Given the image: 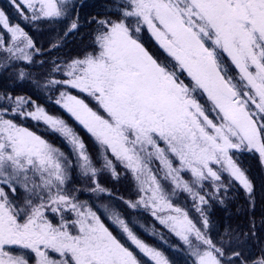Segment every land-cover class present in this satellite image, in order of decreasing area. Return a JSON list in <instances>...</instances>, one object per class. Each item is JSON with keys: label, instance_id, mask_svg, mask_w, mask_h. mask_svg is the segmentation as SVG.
<instances>
[{"label": "snow or ice", "instance_id": "obj_1", "mask_svg": "<svg viewBox=\"0 0 264 264\" xmlns=\"http://www.w3.org/2000/svg\"><path fill=\"white\" fill-rule=\"evenodd\" d=\"M9 3L29 24L67 18L75 8L72 0ZM107 13L93 20L91 51L67 62L53 60L48 71L34 73L47 63L36 59L42 50L0 9V72L17 67V79L58 91L56 104L99 145L93 157L64 119L30 96L0 94V264H145L144 258L173 264L120 212L104 206L134 248L66 190L76 171L92 185L90 192L111 197L99 176L118 178V164L131 174L138 197L118 199L150 211L189 250L193 264H264V247L259 258L244 253L264 218L258 226L250 214L246 230L226 228L214 238L204 207L210 197L201 194L207 184L211 198L226 207L235 180L254 211L253 184L236 155L255 151L264 161V0H108ZM78 28L77 16L63 36ZM145 29L163 55L145 47ZM60 46L54 41L49 51ZM69 88L87 94L95 107ZM15 117L58 132L70 153ZM157 161L159 168H153ZM18 188L25 193L19 199ZM182 193L192 198L198 219L173 202Z\"/></svg>", "mask_w": 264, "mask_h": 264}, {"label": "rangeland", "instance_id": "obj_2", "mask_svg": "<svg viewBox=\"0 0 264 264\" xmlns=\"http://www.w3.org/2000/svg\"><path fill=\"white\" fill-rule=\"evenodd\" d=\"M92 4H94V7L91 8L92 12L89 13L90 15L88 16V18L91 19V22H92L91 23L92 32L88 31V30H91V28H89L87 30V32H84V33H81L78 35V39L76 40V42L74 44H76L78 41L81 40L80 45L71 46L69 48L62 49L61 51H57L54 54L48 55L45 59V61L47 63H45L44 67L43 68L38 67L36 70L32 69V71L34 73H43V72L48 71L50 66H51V62L53 60H56L57 62H67L73 58L81 57L86 50L87 51L92 50L93 35H94V31L97 27L96 23H94L93 20H94V18H104V16L106 14H108L107 13L108 0H91L88 4L89 9H90V5H92ZM36 25H39V23H37ZM76 34L77 33H75V35L73 37L77 36ZM142 37H143L142 42L144 43L145 47L149 49V51H151L157 55H163L162 50L159 48V46L156 44L154 38L151 37L150 33L146 29L144 30ZM16 72H17V69H16ZM16 72L13 73L12 76L9 77L6 81L0 80V94L7 93V94H11L12 96H30L40 106L44 107L45 110L48 112V114L64 119L71 127H73V129L78 134H79V132L77 130V127L84 129L83 126H81L78 122H76L75 119L72 118L70 116V114H68L66 112V110L61 105L56 104V100L59 98V92L58 91L45 90L42 88L37 89L36 86L31 82V79L23 80V81L17 79ZM57 78H64V77L58 76ZM182 78L186 79V77H182ZM186 82H187V79H186ZM28 90H29V92L27 93ZM67 91L71 95H76L81 99H85L86 102H89L90 106L95 107L94 101H91V98L87 97V94L81 93V92H79V90L71 89V88L67 89ZM47 104H48V106H47ZM49 107H52L56 111V113L51 112L49 110ZM7 118H13V117H7ZM14 119L17 121V123H21L24 127L28 128L31 131L36 132L38 135H41L44 139H46L47 141L52 143L55 147H57V146L53 142H51L47 137L44 136V129H47L49 132L59 135L58 138H61V140L68 145L67 141L58 132L51 131L42 122L38 123V122L33 121L31 119H23L21 117H15ZM84 131H86V130L84 129ZM93 141L95 142L94 138H93ZM95 144L97 146V150H99V145L96 142H95ZM68 147L70 148L69 145H68ZM253 152H255V151H253ZM239 153H241V152L237 153L236 158L239 162V166L245 171V169L242 167L241 158H239ZM109 155H111V154L109 153ZM255 156L259 159V161L261 162V164L264 168V161L261 160L259 153H257ZM152 167L153 168H159V162L158 161L154 162ZM117 171H118L119 175L121 172H125L127 175H129L132 183L135 186V181L133 180L131 174L126 172V170L123 169V167L120 166L119 164L117 165ZM185 178L187 179L188 176L186 175ZM225 178L227 179V177H225ZM110 179L116 180L117 178H113V176L108 172L102 173L99 176L100 184L102 186H104L105 188L109 189L111 192H114V189H115L113 187L114 184L112 181H110ZM233 181H235V180H233ZM235 182L239 186H241L239 184V182H237V181H235ZM164 183H165V186L170 190V185H168L166 182H164ZM91 186L92 185H90V183L85 178L79 176L76 171H73L72 178L70 179V181L66 185V190L68 192H70L72 195H75L79 201H81V202L86 201L88 203V205L92 207V210L96 211L97 214L101 216V219L103 220L105 225L108 226L111 231H113L114 235H117L118 238H120L122 242L126 243V245L134 248V246H131L130 242H128L126 237L120 232L119 228L108 218V214L105 213V211H104V206L108 205L110 208H114L116 211L120 212L122 215V218H124L126 220V218L124 217L125 212L120 210L121 207H125V205H123L122 202H116V203L111 202L110 196H107V195H99L98 196V195L90 192L88 189ZM74 189H75V191H73ZM212 191L213 190L210 187H208V185L206 184L205 188L201 194H206L209 197H211ZM23 195H25L23 190L18 188L16 198L19 199ZM173 202L178 204L179 206L185 208V210H187L189 212V215L191 218H193V219L199 218V213L196 212V210L193 206V200L187 194H183V193L180 194L178 198H174ZM46 215H48L49 218L54 219V222H55V220H58V216H54V214H52L51 212H47ZM151 231L152 232H150V234L153 235V239L156 242L151 244L145 240V242H147L148 244L155 246L162 251H163V249L161 248L162 246L169 245V246H171L173 251H175L177 254H185L186 256L190 255V252L186 247L183 249L179 247L180 242L174 234L171 233L168 236V238L166 240H168L169 243L166 244V243H163L166 235L158 233V227H154V229H152ZM141 239H143V238H141ZM160 243H162V244H160ZM163 252L167 256L166 252L165 251H163ZM144 259H145V264H149V262L146 260V258H144ZM191 259L193 262L194 258L192 257Z\"/></svg>", "mask_w": 264, "mask_h": 264}, {"label": "trees", "instance_id": "obj_3", "mask_svg": "<svg viewBox=\"0 0 264 264\" xmlns=\"http://www.w3.org/2000/svg\"><path fill=\"white\" fill-rule=\"evenodd\" d=\"M87 12H85L86 16ZM84 25H86V18ZM85 32L86 29H83ZM78 39V38H77ZM76 39V40H77ZM75 40V42H76ZM81 41V40H80ZM80 41L76 44L70 43L69 47L80 45ZM29 91V90H28ZM48 106V105H47ZM53 110V109H50ZM79 134L82 136L88 151L95 157L97 153V146L91 136L84 130L77 128ZM53 142L56 143V137L53 135H48ZM61 148H64L62 142L56 143ZM241 164L246 170V173L253 184L252 199L254 200V211L249 212L250 202L248 193L241 189H237L238 185L235 181H232V186L229 189L228 197L226 201V207L219 204L215 198L209 199V204L205 207L206 215L210 220L209 234L214 238L217 234H222L226 228L236 229L238 226L242 229H247L249 215H254L257 220L258 226L261 218H264V168L259 161V159L250 153L241 154ZM113 182L114 192L111 196L112 201L122 202L118 197H124L127 199H137L136 190L133 183L125 172H121V176L116 180H111ZM238 209L240 211H238ZM125 211H133V209L125 208ZM130 217V216H128ZM264 247V228H260L257 233L256 239L249 240L246 245H244V253L249 257L259 258V253L261 248Z\"/></svg>", "mask_w": 264, "mask_h": 264}, {"label": "flooded vegetation", "instance_id": "obj_4", "mask_svg": "<svg viewBox=\"0 0 264 264\" xmlns=\"http://www.w3.org/2000/svg\"><path fill=\"white\" fill-rule=\"evenodd\" d=\"M91 0H72L75 4L74 10H71L69 16L67 18H60L52 21L44 20L39 22V25L29 24L21 19L20 15L17 13L14 7L10 6L9 0H0V9L4 10L9 17L10 24H20L34 39L36 46L42 50V54L37 56V61L44 60L50 53L60 49L62 47V40L68 39L72 35H74L75 31L69 33L66 37L63 36V33L66 31L67 27L70 25L71 21L82 17L85 9H89V2ZM93 4L90 5L89 11H92L91 8ZM88 10L87 16L90 15ZM87 18L86 24H89L91 27V19ZM80 21V19H79ZM0 30H2V26H0ZM91 31V30H88ZM58 42L61 46L57 49L49 51L52 42Z\"/></svg>", "mask_w": 264, "mask_h": 264}]
</instances>
